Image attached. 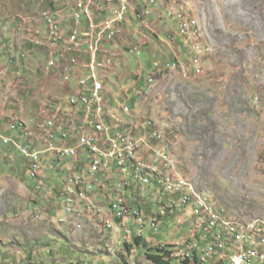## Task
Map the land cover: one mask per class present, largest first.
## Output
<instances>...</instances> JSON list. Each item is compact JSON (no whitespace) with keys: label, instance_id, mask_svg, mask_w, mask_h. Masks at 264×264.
Here are the masks:
<instances>
[{"label":"rangeland","instance_id":"1","mask_svg":"<svg viewBox=\"0 0 264 264\" xmlns=\"http://www.w3.org/2000/svg\"><path fill=\"white\" fill-rule=\"evenodd\" d=\"M70 3L0 0V23L5 19L2 28L13 34L15 44L18 42L14 57L6 49L0 54L4 68L0 81L5 82L1 87L5 96L0 101L3 126L24 121L38 150H43L49 120H56L57 126L65 125L58 119L56 105L69 112L74 108L66 101L56 69L47 66L52 60L58 61L62 52L59 42L36 34L42 32V25L36 21V32H30V21L43 12L59 9L60 28L67 31ZM173 7H183L186 15L198 22L203 56L197 70L191 62L194 51L188 47L189 42L179 36L177 23L165 18ZM131 15L133 20L125 27L127 34L107 47L113 61L104 80L111 95L107 98L111 106L107 103V107L116 104L118 113L123 114L126 106L131 114L127 126L123 125L127 117H122L116 127L150 131L151 120L166 135L180 173L211 196L226 215L247 220L264 218V0H157L148 20L138 22ZM14 23L18 24L16 31ZM28 29L41 45L29 48ZM175 35L176 40L170 44V36ZM134 47L140 51L131 54ZM169 60H176L177 68L148 83L158 70L155 64L164 67ZM5 150L0 152V179L4 181L0 195V264L17 260L20 252L18 259L32 257L45 264L59 259L91 261L97 257L95 250L108 255V242L112 253L117 252L114 237L106 236L101 225L94 230L87 221L86 232L80 234L58 224L65 200L53 188L65 191L72 185L68 173L62 177L56 171L60 158L37 183L28 176L29 169L19 152ZM68 162L61 158L62 164ZM188 217L195 221L194 214ZM178 220L165 219L157 231L145 229L150 247L186 240L188 225L179 227ZM128 227L137 231L132 223ZM47 247L53 250L52 255L45 252ZM118 257L125 260L115 255L97 260L102 264L112 260L117 264H153L141 254L134 260L130 255ZM172 264L180 263L175 260Z\"/></svg>","mask_w":264,"mask_h":264},{"label":"built area","instance_id":"2","mask_svg":"<svg viewBox=\"0 0 264 264\" xmlns=\"http://www.w3.org/2000/svg\"><path fill=\"white\" fill-rule=\"evenodd\" d=\"M70 1L67 37L59 42L62 52L58 53V61L49 63V67L56 69L54 72L61 79L63 90L68 91L66 101L76 109V117H63L65 125L62 127L56 123H47L49 132H44L43 146L60 149L62 157L75 160L76 164L71 167L75 184L94 183L98 188L105 187L106 182L111 181L115 175L111 168L115 166L122 174L131 172L133 181L141 185L179 188L180 198H172V204H166L167 207L162 208L163 216L167 210H188L175 208L174 199H195L200 206V213H192L195 217L192 223L194 241L174 253L184 256L185 261L194 262L196 259L198 264H226V257H234V264H264V218L246 220L224 215L211 196L201 192L193 182L177 172V163L169 153L164 149L156 150L151 147L153 138H160L157 133L145 138H135L131 134L111 130L109 119L115 120L116 117L112 113V107H107V91L102 81L112 64L109 58L111 50L107 47L114 44L120 36L127 34L125 27L133 20L131 13L138 22L149 19L157 0ZM75 7H82V14H75ZM60 12L59 9L53 13L43 12L42 16L30 21V32H34L35 24H42L40 36L53 39L56 30H50V22L59 21ZM71 16L80 18L79 26L71 25ZM168 17L177 21L180 35L189 42L191 50L194 51V61L191 62L197 70L203 56V45L198 39L200 28L197 20L188 17L184 8L169 11ZM30 32L28 29L29 35ZM137 51V47L131 49V53ZM176 68L177 64L174 63L158 70L164 72ZM122 111L129 116L130 111L126 106ZM77 115L82 118L79 120ZM26 134L31 133L27 131L25 139ZM75 139L77 144L72 145L71 142ZM18 148L24 157L30 159L33 176L39 174L41 158H35V150L26 149V145H19ZM145 148L152 150L149 157L143 156ZM134 163H142L143 172L133 171ZM118 174L121 176L117 185L120 191L129 183L127 178ZM100 176L104 178L102 181ZM91 188L93 187L89 186L90 190ZM165 196L168 197L161 195V201H164ZM201 208H209V216H202ZM67 213L75 220L79 229L82 226L77 222L84 215L100 218L111 231L114 230L111 221L115 217L145 224L142 210L134 206L133 200H127L119 194L112 203L111 214L105 216L103 207L95 204L85 192L77 191L73 197L68 198ZM204 219H211V226H204ZM152 226L155 227L156 224L153 223ZM220 229H227V236H221V243H213L209 230H216V236H220Z\"/></svg>","mask_w":264,"mask_h":264},{"label":"clouds","instance_id":"3","mask_svg":"<svg viewBox=\"0 0 264 264\" xmlns=\"http://www.w3.org/2000/svg\"><path fill=\"white\" fill-rule=\"evenodd\" d=\"M174 8L175 7H173L172 10H174ZM154 11H155V7H154ZM168 12L169 11L166 12L165 18L172 19L173 21H175L177 23V21L174 18L168 17ZM144 21H146V20H144ZM139 22H142V21H139ZM177 25H178V23H177ZM178 30H179V27H178ZM178 34L180 37H182L180 35L179 31H178ZM29 38H33L36 40L38 39L35 37H31L30 35H29ZM176 38H177L176 35H175V37L170 36L169 43L172 44V42H174L176 40ZM31 45H32V47L35 46L33 43ZM36 45H41L40 41L36 42ZM188 47L190 48V46H188ZM110 52H112V51H110ZM191 52H192V50H191ZM130 53H131V51H130ZM0 54H3V50L1 48H0ZM131 54H135V53H131ZM193 57H194V54L192 53L191 58H193ZM46 59L49 60V57L46 56ZM167 63L168 64H174V63L177 64L176 60H169ZM47 66L49 67V62L47 63ZM155 66L157 67V69L160 68V66L158 64H155ZM177 66H178V64H177ZM110 71H111V69L104 74L105 77L102 78L103 83H104V80L108 79L106 74L110 73ZM167 71H169V70H167ZM167 71L159 72V70H157L155 75H151L149 77V80H150V78L164 74ZM149 80H148V83H150ZM104 85L106 86L105 83H104ZM62 90H63V88H62ZM63 91L66 94L65 95V97H66L68 94V91H65V90H63ZM106 91H107V93H106V101H107V98L111 97V95L108 92L107 86H106ZM107 103L110 105V103L108 101H107ZM114 104H115V101H114ZM56 107L59 108V109H57L58 119L62 120V123H65V121L63 120V117H65V115L74 114V112H76V109H74V111H72V112H69L65 108L61 107V105L60 106L56 105ZM112 108L115 109V110H112L113 115L116 117V115L114 114V113H116L119 116V119H117V118H115V120L109 119V123H110L109 125H110L111 130L113 132H117V131L123 132V133L125 132L128 134H131V136H133L135 138H145V137H148L150 134L154 135L155 133H157L160 136V138H158V139L153 138V140L150 144L151 147L153 149H156V150H158V149L163 150L164 149L166 153H169L171 155L170 149L167 146L166 135L163 132H161L157 127H155L154 124L151 122V120L149 121V124H152L153 127H152V130H150V131L141 130L138 127H137L138 131H135L134 128L128 129V130L120 129V127L119 126L116 127V125L121 124V118L127 117V118H125V123H123V125L125 127V126H127L128 119L131 116V114L129 113V116H127L124 113L123 114L118 113L117 107H112ZM55 114H56V111L53 112L54 116H55ZM1 115L2 114L0 113V149L4 148V149H6V151H11L13 149L16 152H19V154L21 155L22 161L24 163L26 162V165L29 169V175L28 176L30 177L31 181H33V182L37 181V183H38L39 180L44 178L43 173H45L47 170H53V165L55 163L56 158H60L59 163L56 165V168H57L56 171L61 172L62 177L65 173L69 174L70 183L72 184L70 187H68L65 191H62V190L58 189L57 187L53 188V192L57 196H60V197L64 198V200H65V204H64V206H62L63 216H61L58 219V224L59 225H66L73 232L80 233V234L86 232V230H85L86 225L85 224L87 221L94 225V230H96V227L98 228V225H101L106 236H110V238L114 237V244L116 245V247L118 249L117 252L112 253V250L109 246L110 242H108L106 244V247L108 248V250L106 252L108 255H106L103 251L95 250L94 254H96V256L99 258L94 257V258H92L91 261L86 260L84 258H77L76 260H70V261L65 260L63 262L62 261L60 262L59 261L60 259H59V260L53 261L51 264H84V263L102 264V263L98 262L97 259H103L105 256H113V255H115L116 258H118V259H121L118 257V255L124 256V257H129V255H130L131 259L134 260L136 258V256H138L140 254L144 255L141 253V248L145 245V243L149 246H151L150 244H152L150 241H147L145 239L144 230L148 229L150 231H157L159 226L164 222L165 219L174 218V217L179 218V220L177 221V225L179 227L188 225L189 237L186 240L180 241L177 244L165 242V243H161L159 246H156V247H159L160 249H163V248L168 249L167 247H171L168 250L171 249L173 251V253L171 254V258L174 259L173 261L178 260L179 263L180 262H189L190 264H198V261L196 259L194 262H190V261H182L179 258L174 257V253L185 248V245L187 243L194 241L193 240V227H192L193 222H191V219L188 217L192 213L189 210L176 209L174 212L167 210V212L164 216L161 215L162 208H164V206H166V204L169 203L170 199L165 196V201H161V195H163V192L157 185H154V184H151L148 186L141 185L140 183L133 181V179L131 178V176H132L131 172L122 174L121 171L119 169H117L115 166L111 167L112 170L115 172V175L111 179V181L106 182L105 187L98 188V187L94 186V183H89L86 185L75 184V182L73 181V179L75 177L71 172V167L74 166V164H76L75 160L73 158H64V157H62L58 154L52 153V152L45 153V154L41 155V171L36 176H33L31 161H30V159H28L22 155L18 146L19 145H29L32 151L35 150V151L40 152V151H44V149H45V147L43 146V143H42L43 150L42 149H40V150L36 149L35 144H34V136H33V143L32 144L30 143L29 140H26L24 138V135L27 131L30 133V131L28 130V126L24 121H13V122H10L9 124L7 123V126L4 127L3 126L4 120H3V117H1ZM77 116L79 117V120L82 118L81 115H77ZM79 120H77V123H79L78 122ZM53 121L56 123V120H53ZM56 125H57V123H56ZM79 126L80 125L78 124V127ZM59 127H62V126H59ZM6 140H7V142H6ZM71 144L76 145L77 140L75 139L74 141L71 142ZM151 152H152L151 149L145 148L144 152H143V156L147 155L149 157ZM61 158L70 160V162L62 164ZM174 159L177 163V172L179 174H181L179 162L176 158H174ZM49 161H51V162H49ZM48 162L50 165H47ZM118 173L122 174L125 178H127L128 183H129L128 186H126L124 189H122L120 191L117 188V185L121 179V176ZM100 177H101V181H102L104 178L102 176H100ZM183 177H185V176H183ZM3 183H4V181H2L0 179V189L2 190V192H3ZM89 186L93 187L94 189L91 188V190H90ZM195 186L197 187V189H199L196 184H195ZM77 191L78 192H85L89 199L93 200L95 202V204L103 207L105 210V216H108L111 214L112 203L115 202L118 194L127 200H133L134 206H137L138 208H140L142 210L143 215L145 217V224L140 225V224H137L136 222H134L133 220L127 221V220H122L118 217H115L111 221V223L114 225V230L111 231L103 224L102 221L98 222V220L100 218L95 219L93 217H90L89 215H84L83 217H81L80 221L77 222L78 224H80L82 226V228L79 229L77 227L75 220L73 218H71L67 213L68 198L73 197V194ZM2 192L0 193V195L2 194ZM57 192L58 193L60 192V194L58 195ZM52 196H54L53 193H52ZM215 204H216V202H215ZM218 209L220 211H222L219 207H218ZM179 213L181 214L180 216H179ZM224 215H226V214L224 213ZM194 219H195V217H194ZM242 219H245V218H242ZM129 223H132V226L137 228V231L135 233L132 231L131 228L128 227ZM153 223L156 224L155 227L152 226ZM127 231H129L130 233H127ZM136 239L139 240V242L136 243ZM45 252L49 255L53 254V250L50 247H47L45 249ZM19 254L22 255L21 252ZM159 254L163 255V253H159ZM21 255H18V256H21ZM18 256H17V260H13V261L9 262L8 264H45L42 262L34 261L32 257L25 258L24 256H22V257H20L21 259H18ZM144 256H146V255H144ZM146 258H147V256H146ZM123 260H125V258H123ZM109 264H117V262L112 260ZM129 264H131V262H129Z\"/></svg>","mask_w":264,"mask_h":264},{"label":"bare ground","instance_id":"4","mask_svg":"<svg viewBox=\"0 0 264 264\" xmlns=\"http://www.w3.org/2000/svg\"><path fill=\"white\" fill-rule=\"evenodd\" d=\"M75 14H82V7H75ZM59 19H60V15H59ZM67 22L69 25V21H67ZM71 25L72 26H79L80 25V18L78 16H71ZM35 27H36V25H35ZM50 30H56V32H54V34H53V39L58 41V42H61V40H64V38L67 37V31H65V29L60 28V21H51L50 22ZM34 32H36V31H34ZM39 32H40V30L36 34L40 35ZM57 46H59V45H57ZM59 48H61V45ZM50 63H55V60H52ZM152 79L149 82H153ZM75 117H76V112L73 115L67 116L66 118H75ZM48 123H55V122L53 120H49ZM44 132H49V125L48 124L45 125ZM32 136H33L32 134H26V140L31 141ZM30 143L32 144L33 141H31ZM26 149H31V148L29 145H26ZM49 152H52V153H55V154H58L61 156L60 149L45 148L44 151H40V152L35 151V158H41L42 154L49 153ZM133 171L143 172V164L142 163H134L133 164ZM157 186L162 190L163 195H168V198L170 199V201L167 204H172V198H180L179 188H176V187L164 188L163 185H157ZM164 201H165V197H164ZM174 207L175 208H187L191 213H200V206L198 205V202L193 198L174 199ZM161 213H162V210H161ZM201 215L202 216H209V208H201ZM140 225H143V224H140ZM204 226H211V219H204ZM221 236H227V229H220V236H216V230H209V237H213V243H221ZM174 257L179 258L182 261H185L184 256L174 255ZM84 264H87V263H84ZM202 264H211V263L202 262ZM226 264H234V257H226Z\"/></svg>","mask_w":264,"mask_h":264},{"label":"crops","instance_id":"5","mask_svg":"<svg viewBox=\"0 0 264 264\" xmlns=\"http://www.w3.org/2000/svg\"><path fill=\"white\" fill-rule=\"evenodd\" d=\"M2 22L3 23H0V30L2 31V33L0 34V48L3 50V51H5V49H6V52H7V54L9 55V56H11L12 55V57H14V52H17V49H18V45H17V43L15 44V42H14V40L15 39H13V34H11V33H8V32H6L3 28H2V26H3V24H4V22H5V19H2ZM17 23L15 24L14 23V28L13 27H11V28H13L15 31H16V28H18L17 27ZM30 36H32V35H30ZM32 37H34V36H32ZM29 38V37H28ZM29 41L31 42V43H29V48H34V47H32V43L34 44V45H36V42H38L36 39H33V38H29ZM2 44V45H1ZM4 70V68L0 65V71H3ZM115 71V70H114ZM1 79V78H0ZM3 85H5V82H3V83H1V81H0V101H3V98H4V96H5V91H3V89L1 90V87H3ZM3 112V111H2ZM75 113V112H74ZM1 117H2V115H1ZM67 117V115H65V118ZM80 123V122H79ZM2 150H5L4 148L3 149H0V152L2 151ZM6 151V150H5ZM23 164H24V162H23ZM181 214L179 213V216H180Z\"/></svg>","mask_w":264,"mask_h":264},{"label":"trees","instance_id":"6","mask_svg":"<svg viewBox=\"0 0 264 264\" xmlns=\"http://www.w3.org/2000/svg\"><path fill=\"white\" fill-rule=\"evenodd\" d=\"M51 8H54V4H49ZM115 107H117L115 105ZM57 194L59 195L60 192ZM139 242V240L136 239V243ZM168 249L171 247H167ZM173 248V247H172ZM160 249L159 247L152 248L149 245L145 243V245L141 248V253L146 255L148 260H150L153 264H171L174 259L171 258V254L173 251L170 249ZM163 253V255L159 254ZM180 264H190L189 262H180Z\"/></svg>","mask_w":264,"mask_h":264}]
</instances>
